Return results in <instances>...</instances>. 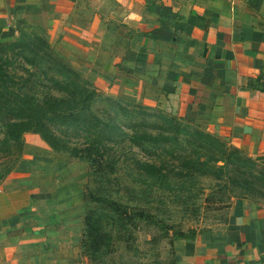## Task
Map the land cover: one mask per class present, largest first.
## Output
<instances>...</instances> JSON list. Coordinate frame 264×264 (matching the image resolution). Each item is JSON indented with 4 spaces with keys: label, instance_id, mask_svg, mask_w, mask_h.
Listing matches in <instances>:
<instances>
[{
    "label": "crops",
    "instance_id": "0c3cea01",
    "mask_svg": "<svg viewBox=\"0 0 264 264\" xmlns=\"http://www.w3.org/2000/svg\"><path fill=\"white\" fill-rule=\"evenodd\" d=\"M37 21L96 91L264 160V0H0V40ZM33 153L0 183V264H78L81 218H65ZM170 264H264V210L234 202L221 229L172 241Z\"/></svg>",
    "mask_w": 264,
    "mask_h": 264
},
{
    "label": "rangeland",
    "instance_id": "374dc122",
    "mask_svg": "<svg viewBox=\"0 0 264 264\" xmlns=\"http://www.w3.org/2000/svg\"><path fill=\"white\" fill-rule=\"evenodd\" d=\"M18 30L13 40L0 42L20 39L33 53L43 40L60 57L57 32L47 30L39 21L25 22ZM0 62L10 73L15 71L12 78H27L34 70L26 65L20 68L18 59L7 50L1 51ZM53 86L46 83L37 92L55 95ZM96 92L92 121L105 127L85 134L71 125L51 126L65 141L66 152H54L38 135L24 133L21 154L10 171L25 168L20 161L24 152H34L33 168L41 176L40 183L53 185L56 194L62 191L55 199L65 218H81L78 264H170L176 237L221 229L234 202H252L264 210V183H244V178L227 173L229 166L226 170L220 161L215 162L218 148L210 146L207 136L223 140L162 108ZM207 148L215 153H208ZM123 206L139 209L141 215L129 211L122 216ZM86 212L87 228L82 219Z\"/></svg>",
    "mask_w": 264,
    "mask_h": 264
},
{
    "label": "trees",
    "instance_id": "16d2710c",
    "mask_svg": "<svg viewBox=\"0 0 264 264\" xmlns=\"http://www.w3.org/2000/svg\"><path fill=\"white\" fill-rule=\"evenodd\" d=\"M38 46L32 53L29 46L20 39L0 42V53L3 50L10 51L12 57L18 59L16 63L20 68L26 65L34 69L27 78L13 77L14 82L12 76H15V71L12 69L10 73L0 62V183L10 173L15 160L17 161L21 154V137L24 133L38 135L54 152H66L68 148L65 141L53 133L51 126L71 125L85 134L98 132L102 126L105 127L101 122L92 121L91 105L98 96L96 90L56 56L46 42L39 40ZM48 73L56 77L48 76ZM46 83L54 85L55 95L37 92V89L44 88ZM106 99L111 101L110 98ZM195 133L202 135L199 131ZM207 138L212 142H209L210 146L215 144L218 148L216 153L218 152L219 157L215 162L220 161L226 170L228 166L231 168L227 171L228 174L231 172L238 178H244V183L254 181L263 185L262 158L249 159L240 154L238 149L226 146L223 141L211 136ZM207 152L215 153L211 148H207ZM258 161L261 163L258 164ZM83 199L85 201V197ZM121 209H124L123 213L120 212L122 216L127 215L125 212L135 214L139 210L124 206ZM140 213L138 215H141ZM88 218L89 212H86L82 218L86 228L89 226ZM182 238L190 236L176 237Z\"/></svg>",
    "mask_w": 264,
    "mask_h": 264
}]
</instances>
